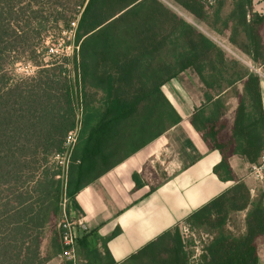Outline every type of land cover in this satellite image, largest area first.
Wrapping results in <instances>:
<instances>
[{"label":"trees","instance_id":"obj_1","mask_svg":"<svg viewBox=\"0 0 264 264\" xmlns=\"http://www.w3.org/2000/svg\"><path fill=\"white\" fill-rule=\"evenodd\" d=\"M169 1L198 20L206 18L208 0ZM76 5L75 14V0H0V264H48L59 256L64 196L77 206L79 191L181 122L163 88L186 71L206 88L207 102L240 80L246 95L232 122L220 119L218 100L215 112L208 115L201 107L191 118L207 147L222 155L215 174L235 182L184 221L193 234L209 236L196 262L259 264L264 192L252 199L230 162L234 156L250 164L264 159L259 75L227 59L218 44L161 0H77ZM221 8L219 2L217 19ZM253 11V0H237L228 21L237 22L235 33L240 27L246 35L243 53L264 65V15ZM74 23L72 58L38 65L31 77L15 74L13 63L27 52L40 57L37 40L48 27L71 29ZM230 41L238 44L234 37ZM76 128L77 142L65 166L66 138ZM245 210L246 230L234 234L230 217ZM47 229L50 253L45 254ZM107 240H102L105 255L92 254L103 264H117ZM194 242L195 237L184 240L179 224L122 264H192L188 246ZM87 245L82 236L77 251Z\"/></svg>","mask_w":264,"mask_h":264},{"label":"crops","instance_id":"obj_2","mask_svg":"<svg viewBox=\"0 0 264 264\" xmlns=\"http://www.w3.org/2000/svg\"><path fill=\"white\" fill-rule=\"evenodd\" d=\"M253 8L254 13L264 15V0H253ZM228 19L222 22L221 31L226 39L219 42L243 62L235 60L239 66L259 75L264 107V65L243 53L241 45L248 43L246 35L240 27L235 33L237 22ZM247 19L249 22L251 13ZM225 23L230 24V32ZM260 32L264 39V26ZM231 37L238 44L231 42ZM195 83L184 72L166 84L164 92L180 114L181 122L79 191L74 197L77 206L70 201V216L82 222L79 238L86 236L88 241L86 249L76 250V264H86L88 259L93 264H103L92 253L97 250L101 256L105 255L102 241L105 239L115 262L125 263L235 185L234 181H222L215 174L214 167L221 162L222 155L219 150L208 148L191 125L195 109L204 101ZM230 162L236 176L250 188L252 199L263 193L264 182H257L249 172L250 163L241 156L232 157ZM247 212L241 211L236 216L241 214L244 220ZM228 227L234 234L246 230L244 222L239 228L231 224ZM258 254L259 264H264V236L258 239ZM59 262L56 257L48 264Z\"/></svg>","mask_w":264,"mask_h":264},{"label":"rangeland","instance_id":"obj_3","mask_svg":"<svg viewBox=\"0 0 264 264\" xmlns=\"http://www.w3.org/2000/svg\"><path fill=\"white\" fill-rule=\"evenodd\" d=\"M166 6H168L170 9H172L174 12H176L180 17L184 18L187 22L192 24L195 28L198 30L202 31L206 36H208L210 39H212L218 46L226 52V57L227 59L231 60H238V58L234 57L230 52H228L224 47L221 45L219 41L222 40V38L226 39L224 35H226L223 31L222 28V22L225 20V18H230V15L234 9L235 3L237 0H208V9H207V14L206 18L204 20H198L191 16L189 13L178 7L177 5L173 4L169 0H161ZM219 2H222V8L220 9V16L223 17V19L220 17L217 19L215 17V10L219 8ZM77 0H75V14L76 10H78L77 7ZM69 6V8L74 7V4L68 3L66 4ZM67 14H70V11H68ZM76 26V23L72 25L71 29H57V28H52L48 27L47 32L44 34L43 40H37L39 43L37 46V54L40 55V57H31L30 56V51L27 52L25 55L22 56V58L19 61H15L13 63V70L15 74H17L18 77H31L36 75V73L39 70L38 65H47L53 61H62L64 58H72L74 56V29ZM225 27V26H224ZM227 32H230L232 28L230 27V24L228 27ZM218 32H221L222 34H218ZM231 35H228L230 37ZM217 38V39H216ZM219 39V40H218ZM66 61V60H65ZM239 62L243 63L242 61L238 60ZM67 62V61H66ZM66 68H71V64L68 63L65 65ZM34 68V72H32V69ZM237 70V69H235ZM186 73L190 76V78L195 79V85L203 96V92L206 90V88L202 85L201 82H199L198 77L195 76L193 71H186ZM198 85V86H197ZM226 87V86H225ZM206 92V91H205ZM211 94V91L209 92ZM215 95V93H214ZM245 91H244V80L238 81L236 84L231 86L228 90H224L221 94H219L214 101L207 102L204 101L202 102L201 106L198 108H204L206 111V114H212L213 112L216 111L217 106L214 104L217 100L219 101L220 104V110H217L219 112V116L221 120H227L228 122H232L235 118V113L236 110L239 106V103L241 100L245 98ZM218 104V106H219ZM196 108V109H198ZM195 109V110H196ZM219 124V122H218ZM75 147V146H74ZM57 160L61 158H56ZM257 167V169H254L253 167ZM263 166V175H264V159H261L259 163L256 164H251L249 167V172L254 175L255 180L257 182H264V179H260L258 177L259 173V168ZM264 192V191H263ZM263 194V193H262ZM262 194H258L255 200L259 199ZM71 200H69L70 203ZM69 206L67 205L66 210H67V217L68 219L75 220L72 216L69 214ZM239 214V212L232 213L230 217L229 224L235 226V227H241L244 224H246L245 219L243 220V217H241V214L237 217L236 214ZM61 219V218H60ZM60 222V220H59ZM59 225V223H58ZM236 230V229H235ZM46 238L43 244V252L45 254L50 253L49 249V233H51L50 229L46 230ZM199 233V234H198ZM206 236L205 234L200 232H196L193 235L190 234V238H194L196 242L195 246L192 245V243L188 246V250L192 251L193 254L201 253L203 244L207 242V236L205 237L206 240L204 241L202 238ZM198 237H201L199 239ZM58 258L60 259V262L64 259H61L59 256ZM55 259V258H54ZM192 264H197L195 260H193ZM59 262V263H60Z\"/></svg>","mask_w":264,"mask_h":264},{"label":"built area","instance_id":"obj_4","mask_svg":"<svg viewBox=\"0 0 264 264\" xmlns=\"http://www.w3.org/2000/svg\"><path fill=\"white\" fill-rule=\"evenodd\" d=\"M34 68L32 69V72H34ZM78 131L79 128H76L74 130H72L71 132H69L67 138H66V155L63 159V163L65 164V166H67L69 164L68 158L70 157L74 146L77 142V138H78ZM56 158H61L60 156H57ZM254 169H257V167H253ZM259 173H258V177L260 179H264V175L262 173L263 171V166L261 168H259ZM69 198L67 196H64L63 201L61 203V219L59 222V228L61 230V239H62V245H63V251L59 254V257L61 259L64 260H69L71 261L73 264H76L77 262V242L79 239V231L82 227V222L79 220H71L68 219L67 217V210L66 207L67 205L69 206V210H70V203H69ZM70 214V212H69ZM181 232H182V236L184 238L185 241L188 240V238L190 237V234L193 235V233L190 230L189 225L185 224L184 222L181 223ZM206 235V234H205ZM207 239L209 238L208 235ZM206 236H204L202 239L205 241L206 240ZM201 253H197L194 254L192 257V260L197 261V259L199 258Z\"/></svg>","mask_w":264,"mask_h":264}]
</instances>
